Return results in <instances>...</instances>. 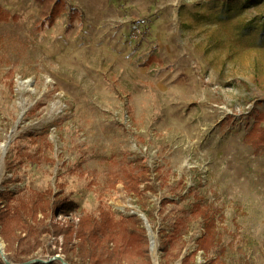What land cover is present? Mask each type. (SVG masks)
<instances>
[{
	"label": "rangeland",
	"instance_id": "obj_1",
	"mask_svg": "<svg viewBox=\"0 0 264 264\" xmlns=\"http://www.w3.org/2000/svg\"><path fill=\"white\" fill-rule=\"evenodd\" d=\"M66 2L84 18L48 25L51 0H0L14 16L0 22V192L13 208L49 191L78 207L0 237L1 259L103 264L105 251L93 260L51 226L107 209L146 219L148 257L126 252L120 264H180L203 233L188 214L199 198L221 243L208 257L264 264V148L245 138L250 112H264V0ZM140 163L159 173L142 199L122 185ZM178 220L165 254L161 231ZM191 260L202 264V251Z\"/></svg>",
	"mask_w": 264,
	"mask_h": 264
},
{
	"label": "trees",
	"instance_id": "obj_2",
	"mask_svg": "<svg viewBox=\"0 0 264 264\" xmlns=\"http://www.w3.org/2000/svg\"><path fill=\"white\" fill-rule=\"evenodd\" d=\"M46 1L38 0L42 4L46 3ZM51 1L52 6L46 19L48 25H52L54 20L61 16H65L69 24L84 18L83 11L68 4L66 0ZM13 19L14 16L0 7V22H8ZM262 27L264 34V22ZM148 62H145L144 65ZM250 115L253 117V123L245 138L253 146V149L257 151L264 148V112H259L255 108L250 112ZM158 174L157 170H151L147 165L141 163L128 167L122 174L123 188L132 197L142 199L145 193L155 192V180L158 179ZM156 175L157 177H155ZM46 195H49L48 199L34 203L28 208L20 205L13 208L8 205L12 197L9 194L0 192V237L8 243L14 238L16 231L21 229L28 230L29 221H37L38 212L44 216L50 215L53 219L58 216L67 217L77 212V204L62 198L60 193H51L49 191ZM201 201V199L197 198L191 203L188 214L191 219L201 220L203 233L195 241L196 250L189 255H184L180 264H194L191 258L197 251H202L204 255L202 264H226L219 256L215 258L208 257L210 252H219L218 246L221 243L216 231V212L211 207L202 205ZM24 214L26 218H24ZM142 224L141 219L135 215L123 217L116 221L107 209H99L97 217L79 214L76 223L69 221L67 223L54 222L51 227L54 236L77 240L83 250L87 251V255L93 260L98 258L94 252L99 249L100 253L105 251L107 254L103 264H120L127 256L126 252L128 255L138 254L148 257V240ZM19 225L22 228H19ZM184 225V220H178L174 224L171 234L168 235V233L161 231V250L165 254H168L169 247L176 239L179 227ZM0 264H6L1 257ZM49 264L61 263L58 260H53ZM89 264L97 263L91 262Z\"/></svg>",
	"mask_w": 264,
	"mask_h": 264
},
{
	"label": "bare ground",
	"instance_id": "obj_3",
	"mask_svg": "<svg viewBox=\"0 0 264 264\" xmlns=\"http://www.w3.org/2000/svg\"><path fill=\"white\" fill-rule=\"evenodd\" d=\"M8 138L10 139V136H8ZM8 138L6 139V141L1 145V150L4 152V150L6 151L7 149V144H8ZM2 245L0 244V251H2Z\"/></svg>",
	"mask_w": 264,
	"mask_h": 264
},
{
	"label": "water",
	"instance_id": "obj_4",
	"mask_svg": "<svg viewBox=\"0 0 264 264\" xmlns=\"http://www.w3.org/2000/svg\"><path fill=\"white\" fill-rule=\"evenodd\" d=\"M138 217L143 221L144 224H146V219L141 215V214H138ZM0 256L2 257V251H0ZM56 259H59L58 257H55ZM6 264H11V263H8L7 261H4ZM51 262V261H50ZM29 264V263H27Z\"/></svg>",
	"mask_w": 264,
	"mask_h": 264
}]
</instances>
